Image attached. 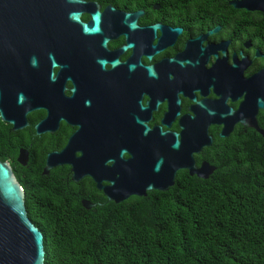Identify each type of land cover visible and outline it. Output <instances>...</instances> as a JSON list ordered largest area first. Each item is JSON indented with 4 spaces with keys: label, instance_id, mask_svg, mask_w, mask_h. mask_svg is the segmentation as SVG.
I'll return each instance as SVG.
<instances>
[{
    "label": "water",
    "instance_id": "obj_1",
    "mask_svg": "<svg viewBox=\"0 0 264 264\" xmlns=\"http://www.w3.org/2000/svg\"><path fill=\"white\" fill-rule=\"evenodd\" d=\"M227 5L264 13V0L230 1ZM97 10L94 3L78 0H0V120L12 124L14 131L26 126L27 112L45 109L46 118L34 126L36 135L51 134L59 120L78 126L60 153L46 156L41 175L53 166L69 164L72 182L88 175L109 202L119 204L130 197L143 198L148 192H167L177 169H187L189 176L206 180L214 169L201 162L195 170L190 153L210 145L206 136L210 124H222L220 138L227 136L235 122L264 137L253 119L257 108L264 112V67L241 79L250 62L238 52L240 62L232 53V64L226 66L223 53L229 41L199 47L219 26L187 40L183 51L172 59L142 67L140 56L149 61L153 54L171 46L181 30L159 24L136 27L142 11L125 14L108 6L101 14ZM81 13L90 16L86 25L79 23ZM154 30L160 38L152 47ZM120 35L126 46L106 51L105 43ZM129 48L130 57L118 64L116 58ZM215 51L221 53L220 60ZM209 55L214 64L204 70ZM255 57L262 56L255 50ZM104 64L109 70H103ZM53 66L60 69L51 80ZM65 81L72 85L69 98L61 94ZM208 88L219 99H203L189 106L193 118L184 115L177 120L178 135L160 134L154 126L149 131L142 125L165 99L167 113L160 125L168 128L179 110L175 95L194 102L191 92L204 97ZM242 93L243 101L235 112L224 106L226 98L233 102ZM142 94L149 99L143 109L139 106ZM73 152H79L80 159H74ZM121 153H127L130 160H120ZM110 161L111 167H105ZM101 181L110 187L100 188ZM95 207L82 202L86 211ZM43 262V236L27 217L24 195L9 166L0 162V264Z\"/></svg>",
    "mask_w": 264,
    "mask_h": 264
},
{
    "label": "trees",
    "instance_id": "obj_2",
    "mask_svg": "<svg viewBox=\"0 0 264 264\" xmlns=\"http://www.w3.org/2000/svg\"><path fill=\"white\" fill-rule=\"evenodd\" d=\"M219 156L208 180L89 211L37 192L43 264H264V142L235 135Z\"/></svg>",
    "mask_w": 264,
    "mask_h": 264
},
{
    "label": "flooded vegetation",
    "instance_id": "obj_3",
    "mask_svg": "<svg viewBox=\"0 0 264 264\" xmlns=\"http://www.w3.org/2000/svg\"><path fill=\"white\" fill-rule=\"evenodd\" d=\"M81 2L94 3L97 7V13L101 14L105 7L125 14H133L142 11V16L135 21V26L149 27L155 24L167 27L171 30L178 28L180 33L174 38L171 46L165 47L161 51L153 54L149 61L145 56L138 58L139 65L142 67L152 66L162 59H172L175 54L181 53L187 40H195L198 36H204L207 31H212L216 27L220 29L214 33L207 35L205 40L199 45L200 49L205 45H218L229 41L225 47L223 56L225 57V65L230 67L231 55L234 54L235 60L240 62L241 56L250 62L241 72V79H248L252 75L261 71L264 67V13L261 11H247L245 9H234L227 5L230 1L243 0H78ZM196 5V6H195ZM80 24L86 25L90 22V16L81 13L78 16ZM154 37L151 46H155L156 39L160 38L158 30H154ZM124 36L120 35L115 40H109L105 43L104 48L108 52L125 47ZM255 50L262 57H255ZM131 55V48L125 49L117 58L118 64H123ZM217 60H220L221 53L215 51ZM214 64V57L209 55L206 63L202 65L204 70H208ZM108 64L103 65V70H109ZM60 67H51V80L54 79ZM61 94L65 98H69L72 90L70 81L63 83ZM208 94L204 97L198 95V91L191 92L194 102L176 94L178 100L177 116H175L166 128L160 125L163 113L166 114V100H162L156 105L155 111H150L149 120L142 122V125L149 131L154 127L159 128L160 134L164 132L178 135L181 129L177 125V120L184 115L193 118L189 106H194L200 101H217L219 96L212 93V89H207ZM244 93L233 102L226 98L224 106L229 108L231 112H235L238 105L243 101ZM149 101L144 94L141 95L139 106L141 109L147 108L145 102ZM46 118L45 109H36L27 112L24 115L26 126L21 129L11 131L12 124H8L0 120V162L6 163L20 189L25 200L29 203L34 201L37 192L42 193L46 202L54 199L65 201L72 204L76 208H82V202H88L95 206H106L109 202L102 190L95 188V182L88 175L82 176L76 182L71 181L73 174L69 164L56 165L47 170L45 175H41L44 167L46 156L50 153H60L67 144L68 138L78 130V126H70L64 120L57 122V129L51 134L49 132L35 134L34 126ZM256 127L260 131H264V112L263 109L257 108L253 117ZM222 130V124H210L206 127V136L210 138L208 147H201L197 153H190L195 170L200 168L201 162L214 169L213 173L206 180L211 178L215 173L214 161L221 162L220 152L224 144L230 142L235 135L253 136L257 140L264 142V137L250 127H244L239 122L232 125L231 131L226 137L220 138L218 135ZM79 152H73L74 159H80ZM120 160H130L127 153H121ZM224 159H222V163ZM105 167H111L112 161L106 162ZM180 176L187 177L195 181H205L197 176H189L187 169H177L173 177V186L177 185ZM100 188H109L110 184L101 181ZM171 187V188H172ZM170 189V188H169ZM168 189V190H169ZM158 192V191H157ZM53 195H50L52 194ZM57 199V200H58ZM26 210V208H25ZM27 213V211H26Z\"/></svg>",
    "mask_w": 264,
    "mask_h": 264
}]
</instances>
